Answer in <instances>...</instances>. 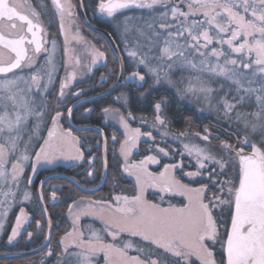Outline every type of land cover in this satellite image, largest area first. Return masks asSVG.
Returning <instances> with one entry per match:
<instances>
[{
	"label": "snow or ice",
	"instance_id": "snow-or-ice-1",
	"mask_svg": "<svg viewBox=\"0 0 264 264\" xmlns=\"http://www.w3.org/2000/svg\"><path fill=\"white\" fill-rule=\"evenodd\" d=\"M51 3L60 16L63 33V20L65 16L74 14V5L71 0H51ZM157 7L163 11L144 19L142 25H130L132 18H126L124 32L135 27L139 35L149 41V51L159 46L160 55L154 57L156 60L167 59L173 64L197 69L194 58L199 56L200 70L230 82V87L216 103H213L214 93L223 89V84L221 89H213L201 81L199 87L190 83L182 92L177 91L182 97L196 95L217 111L222 107L225 119H235L243 124V139L238 145L221 141L216 151L208 144L201 147L185 143L183 149L195 159L196 170L184 175L194 179L207 173L208 180L199 187H190L172 174L173 169L182 167V163L165 164L159 173H153L147 165L160 162L156 155L129 162L128 157L140 136L151 137L152 134L141 133L139 128L130 129L126 118L119 116L120 124L128 133L120 146L125 160L124 171L135 177V194L116 195L107 201H89L74 213L73 229L59 241L64 254L69 257L67 264H100L101 258L103 264H264V0H100L98 3L99 11L108 17L123 9L155 12ZM20 8H27L35 22L29 15L22 14ZM17 20L21 22L19 28ZM42 32L39 14L27 4V0L23 4L0 0V47L7 50V53L0 52V74L5 77L0 80V196L4 197L0 206L9 196H16L11 186H19L34 139L42 138L43 143L35 152L31 165L33 172L41 162L52 164L60 157L79 158L76 137L71 131L59 129L60 112L52 117L47 137L40 136L39 121L43 111L40 102L29 95L33 87L41 88L43 76L47 77L44 90L52 83L56 65L51 52L55 51L56 42L53 41L45 65L33 72L30 78L15 72L31 69L36 63L35 54L47 51L43 48ZM67 43L66 36L65 55L68 54ZM26 46H34L33 55L28 54ZM127 54L155 75L156 83L160 82L161 76L150 66L147 54L138 57L134 50H128ZM232 54H236L235 58ZM91 55V63L95 64L104 58L105 53L93 48ZM209 57H214L216 63H211ZM221 59L223 64L219 62ZM71 64L70 59L65 64L66 70ZM79 64L80 60L75 59V65ZM8 74H12L11 78ZM75 75L73 70L61 81V98ZM131 78L140 82L146 80V76L138 71L132 72ZM21 83L27 88L21 87ZM142 86L143 83L140 84ZM253 97L255 110L240 111ZM162 103L154 105L155 122L166 127L161 114ZM72 111V108L68 109L69 115ZM103 111L114 115L118 112L110 108ZM30 116L38 121L31 128L28 127ZM25 133L28 134L27 140H24ZM175 135L179 138L185 133ZM195 136L208 142L211 134L205 128L203 133L197 132ZM73 149L77 153L75 157ZM158 152L165 157L169 155L168 150L162 147H158ZM209 165H212L211 171H207ZM5 185L7 191H4ZM150 188L161 194L159 202L146 198L145 192ZM166 195L182 196L186 202L180 206L168 202L165 207ZM29 198L30 194L24 192L23 199ZM52 199H56L55 191ZM69 214L73 215L71 205ZM81 216L100 220L103 227L82 229L78 226ZM25 218L21 209L8 237L9 242L16 238ZM37 227H40L39 221ZM28 236L31 237L32 233L29 232ZM217 245L220 259L216 256ZM132 248L137 255L129 256L128 250ZM47 255L51 256L52 252Z\"/></svg>",
	"mask_w": 264,
	"mask_h": 264
},
{
	"label": "trees",
	"instance_id": "trees-1",
	"mask_svg": "<svg viewBox=\"0 0 264 264\" xmlns=\"http://www.w3.org/2000/svg\"><path fill=\"white\" fill-rule=\"evenodd\" d=\"M90 1L91 0H89V2ZM161 10L163 11V8L160 7H157L155 12L152 10L147 11L144 9L130 8L120 10V12L115 15H117L119 19L124 16H129L132 12L146 16V14H159ZM138 14L135 15L138 16ZM137 23L139 25L141 22ZM100 27L111 35L122 56L125 74L123 84L113 93L77 107L73 111L71 119L74 124L94 125L103 130L107 140L108 164V174L105 184L97 193L86 195L63 179H52L46 182L42 187L41 193L52 226V235L48 246L42 252L35 255L21 258L1 259L0 264H64L66 261L63 259L60 260L63 255V249L59 241L67 231L71 230V225L67 218V212L69 206L74 201L83 197L107 201L111 200V198L116 195L135 194V187L129 177L123 172L122 162L117 152L118 143L123 137L116 127L105 121L103 109L110 108L118 110V112L126 118L127 123L133 129L139 128L141 133L151 132L153 144H157L156 146L168 150L169 155L172 158L169 160L160 159L161 162L157 169L159 170L162 168L165 163H182V167L176 169L174 176L176 179L181 180L182 183L188 184L190 187H199L202 183H208L207 173L194 179L184 175L186 172L195 171L196 164L189 157L181 155L179 146L173 141H170L169 136L183 132L186 137L192 138L195 136V133H203L204 129L208 128L211 134L210 141H203L197 136L195 139L207 143L214 151L219 149L221 141H227L238 145L239 140L243 139L244 134L239 133V129L235 125H230L228 122L223 121L219 116L207 114L203 110L197 109V107L180 98L173 89L166 85L163 78H161L159 83H156L153 74L151 75L147 69H144V66H140L141 69L139 70L133 69L125 56L115 25L109 23L105 25L102 23L100 24ZM48 29L50 39L55 40L61 46L59 29L56 22L49 26ZM134 32H137L136 28L134 29ZM83 36L86 37V39L91 40V42L105 53V64L96 67L86 81L73 85L68 98L62 104H59L56 101L58 79L55 81V86L50 91L47 98L49 115L47 116L45 134L50 127L51 118L57 112L61 113L59 123L64 129H67L65 114L74 102L108 89L117 80L119 72L118 61L105 39L96 33H85ZM152 56L154 57V55ZM134 71H138L142 75H145V82H140L138 79H126V77L131 75ZM141 83H143L142 87H140ZM76 91H83L84 93L79 97H74L72 94ZM142 93L143 95H141ZM160 101H163L161 114L166 122V127L155 122L156 112L154 110V105ZM86 109L89 111H86ZM209 120L211 121L208 122ZM196 122H198V124H196ZM212 123H214V125ZM162 133H168V135H162ZM74 134L77 135L81 141L80 148L83 153L82 161L79 164L66 168L56 167L51 170L41 169L32 175L31 183H28L29 191L32 196V206L26 208L27 212L30 214V222L25 231H21L17 239L9 244L7 243V237L10 235L11 229L14 225L15 210L10 214L6 225L4 226L3 234L0 237V254L28 251L40 246L44 242L47 234V226L38 204L36 193L38 182L44 175L50 172H63L86 187H93L99 182L103 171L102 145L100 137L92 131H80L76 133L74 132ZM113 136L116 137L115 140H113ZM159 139H164V142H159ZM39 146L40 145L37 144L35 147L34 154L39 150ZM88 148H90L89 152L86 150ZM149 149H151V151H149ZM152 154H155V150L150 148L147 142L141 141L132 155V160L139 161L145 156ZM88 159H91L90 163L88 162ZM211 168L212 165H209L207 171H211ZM89 172L92 173L91 176L88 175ZM229 174H231V171H229ZM221 179H223V177H221ZM53 191L56 192L55 200L52 199ZM146 197L153 202H159V196L157 194L148 193ZM168 202L177 206L185 203L182 198L166 195L163 206L166 207ZM37 221H39L40 227H37ZM84 223L85 225L89 224L85 219L83 221V224ZM93 224L97 228H100V225L96 222ZM29 232L32 233L31 237L28 236ZM216 249L217 259H220V253L218 250L219 245L216 246ZM49 251L52 252L51 256L47 255Z\"/></svg>",
	"mask_w": 264,
	"mask_h": 264
},
{
	"label": "rangeland",
	"instance_id": "rangeland-1",
	"mask_svg": "<svg viewBox=\"0 0 264 264\" xmlns=\"http://www.w3.org/2000/svg\"><path fill=\"white\" fill-rule=\"evenodd\" d=\"M144 10L149 11L148 9H144ZM140 11H142V10H140ZM134 13L135 12H132V13H130L129 16H124V17H121L119 19L117 18L115 27H116V30L118 31L117 34H118V37H120L119 39L121 41L122 48L124 50L125 56H126V58L128 60V63L130 64V66L133 69L139 70V69H141L140 66H144V65H139L138 64V60L133 59L132 57H130L127 54L128 50L137 51L138 57L143 56L145 54H148V56L154 55V57H155V56L160 55V51H159V46L155 47V48H152L151 51H149V41L145 37L140 36L138 32H134V29H135L134 27H132L129 32H124V26H125L124 22H125L126 18H129V17L132 18L131 20H129V24L130 25H134V24L138 25L137 22H141L139 25H142L144 19H147L150 16L154 15V13L153 14H146V16L143 15V14L135 13V14H138V16H137ZM100 14L103 15L102 13H100ZM156 15H158V14H156ZM68 20H70V19H68ZM67 21H66V17H65L64 20H63V24H64V32L63 33L61 32V19L60 18L58 19V24L56 22L57 27L59 29L61 46L55 40L52 39L49 42V44L46 46V50L47 51L43 55L44 56L43 59L41 61H39L38 64L33 65V67L31 69L25 68L23 71L19 70L18 73H16V75H23V76H25L27 78H30V75L33 72H35L37 69H39V68H41V67H43L45 65V62H46V60H47V58L49 56V53L52 50L53 41L56 42V49H55L54 52H51L52 58H53V63L56 65V71L53 72V81H52V83H50L48 85L47 90H44L43 86H44L45 82L47 81V77L43 76V74H42L43 78L41 79V88L39 90H37L35 87H33L32 92L29 93V95L32 98H34L38 102H40L41 109L43 111L42 120L39 121V123H40V136L41 137H47V132L48 131L45 134V128L47 126V116L49 115V105L47 103V98H48V95H49L50 91L55 86V81L58 79V92L56 94V101L59 104H62L68 98V95H69L70 90L73 87V85H75L77 83H81L83 81H86L91 76L92 71L96 67H98L99 65L105 64V56H104L103 59L98 60L95 64L91 63V61H92V55H91L92 49L95 48V49L101 51L100 48L98 46H96L93 42H91V40H88V39L84 38L81 29L77 26L78 24L75 25L74 27H71L72 24H73V21H75V20L72 21V24H70V22L67 23ZM144 30L146 32H148L147 29H144ZM148 35H151V33L148 32ZM66 36H67V40H68V43H67L68 54L67 55H65V37ZM160 46H162V44ZM215 46L216 47H220L219 45H215ZM224 48L227 49V45H225ZM209 51H210V49H209ZM232 55H233V58H235L236 54H232ZM152 57H150V59H149V63L151 64L150 66L155 68L156 71L159 72L161 78H163V80L165 81L166 85L168 87H170L171 89H173L174 92L180 96V98L184 99L185 101L189 102L193 106L197 107V109L203 110L207 114H211V115L213 114V115L221 117L223 121L228 122L230 125H235L239 129V133L244 134L243 124L242 123H238L235 119H233L231 121L225 119L224 116H223L222 107H221L220 111H217L214 108L209 107V105L206 102H204L202 98L198 99L196 95L188 94L187 96L182 97V95L180 93H178V91H177L178 89L182 92L183 89H185L190 83L192 85H195L196 87H199L200 86V82L203 81L205 83H208L213 89H221V85L223 84V86H224L223 89H221L219 92H215L214 93L215 99L213 100V103H216V101H218L219 98L224 95V92L227 91L228 88L230 87V82L225 81L223 79V77L213 76V74L209 73L208 71L200 70L202 68V66L199 65V59H200L199 56H196L194 58V62L197 63V65H198L197 69H193V68H191L190 66H187V65H183L182 66L180 64H173L172 61H168L167 59H164L163 61H160V60H156L154 57L153 58ZM70 59L72 60V64L66 70L65 64ZM75 59H79L80 60V64L78 66L75 65ZM209 60L211 61V63H216V59L214 57H209ZM219 62L221 64H223V60L222 59ZM169 64H172V67H169ZM89 67H91V71H88ZM143 68L146 69L145 67H143ZM73 70L76 73L75 78L72 80V82L69 84V86L64 89V93L65 94L61 98L60 97V83L67 76V74L69 72H72ZM165 73H167V77L166 78H165ZM118 75H119V72H118ZM151 75H152V73H151ZM11 76L12 75H9V78H11ZM124 76H125V74H124ZM153 76L155 77V75H153ZM197 77H199V79H197ZM4 78L5 77H2V78H0V80H2ZM126 79L131 80L132 79L131 75H128L126 77ZM169 80L172 82L171 84H169V82H168ZM20 86L25 88V89L27 88V86L24 85L23 83H21ZM77 92H80L81 95H83V93H84L83 91H76L74 93H77ZM233 94H234V92H233ZM81 95H79V96H81ZM73 96L74 97H79V96H76V95H73ZM239 110L240 111H246V112H251V111L255 110V99H254V97L252 98L250 103H246ZM103 115H104L105 121L107 123L113 125L114 127H116L118 129V131L121 133L122 137H123L122 140L118 143L117 152H118V155H119V157L121 159V162H122L123 172L127 175V177H129V179L131 180V182L133 183V185L135 187V184H136L135 177L134 176H130L127 172L124 171L125 160H124V156L121 154V151H120V146L126 140L127 135H128V133L126 132L125 128L119 122V116H121V114L119 112H117V114H115V115L113 113H111V112L108 113V114H105L104 111H103ZM233 116H234V114H233ZM249 119H251V117H249ZM37 122L38 121H37L36 117L30 116L29 117L28 127L31 128L32 125L37 123ZM126 122H127V120H126ZM50 123H51L50 127H52V120H50ZM58 124H59V129L61 131H64L65 129L61 126L59 121H58ZM128 126H129L130 129H133L129 124H128ZM74 132L76 133V132H80V131H73V133ZM195 137L196 136H194L192 138L183 136V137L177 138V136L174 134L172 136H169V140L173 141L174 143H176V145L179 146L180 151L184 152L183 156L189 157L196 164L195 159L192 156H189L187 154V152H185L184 149H183V145L185 143H194V144H197V145H199L201 147H203L205 144H207V143H204L203 141H199V140L197 141V139H195ZM27 139H28V134L25 133L24 134V140H27ZM141 141L147 142L149 144V147L153 148L155 150V154H152V155H156L157 159L159 161H160V159H163V160L172 159L170 157V155L165 157V156H163V154L158 152V147L159 146H156L157 144H155V145L153 144L152 136L148 137V136L141 135L140 138L136 141V147L132 149V154L128 157V161L129 162H138V161H133L132 160V155L135 152V150L138 148V144ZM106 142H107V140H106ZM159 142L163 143L164 139H159ZM42 143H43V139L42 138L33 140V142L30 145V152H29L30 159H29V161L25 162V164H24V172H23V174H22V176L20 178L19 186H17L16 184H13L11 186L12 190L16 193V196L14 198L12 196H9L7 198L6 203L4 205L0 206V224H2V226H0V237L3 234L4 226L6 225L8 217L10 216V214H12L14 212V210H15L14 225H15V222H16V217L21 214V209L24 210V215L26 217L24 219L23 223H22V226H21V229H20L19 233L21 231H25V229L27 228V226H28V224L30 222V214L27 212V209H26V208H28V206L29 207L32 206V202H31L32 196H31V193H30L29 187H28L29 186L28 185L29 177L32 178V175L38 169H41L40 165L47 166L49 168H51V166L55 167V168L56 167L59 168V167H62V165H65L64 163L66 162L67 159H65L63 157H60V158L56 159L52 164H48V163L42 164V162L37 164L36 170L33 172L32 167H31L32 163L34 162V158L33 157L35 156V154L33 152H34V149L37 146V144L40 145ZM77 145H79V141L78 140H77ZM20 147H21V150H22L23 149V142L21 143ZM86 150H87V152H89L90 148H88ZM73 154H77L75 149H73ZM81 159H83V156H81ZM90 161H91V159H88L89 163H90ZM160 162L158 164H151V163L148 164L147 165L148 170L150 172H153V173H159L164 167L163 166L159 170L157 169V167L160 165ZM165 164H171V163H165ZM9 167H10V165H9ZM176 169H173V173H172L173 175H174V172L176 171ZM27 171H28V173H27ZM27 174H28V177H27ZM7 190H8V187H7V185H5L4 186V191H7ZM24 192H28L30 194V198L28 200H24L23 199ZM148 193H152V194H155V195L157 194L158 196L161 195V194H159L157 192L156 189H151V188L146 190L145 195L147 196ZM120 195H127V194H120ZM175 197H179V198L184 199V197L179 196V195H175ZM3 199H4V197L0 196V200H3ZM89 201H98V200L92 199V198L83 197V198L77 199L76 201H74L71 204L73 215L69 214V209H68V212H67V218H68V221L70 222L71 230L73 229L74 213L76 211L80 210V209H83L85 204L87 202H89ZM184 201H185V199H184ZM5 209H7V214L6 215H4ZM84 219L87 220L89 222V224H86V225H85V223L83 224ZM92 221H93V223L96 222L98 225H100V228L103 227V225H102L100 220H97V219H95L93 217H85V216H81L80 217L78 226L80 228H82V229H86L89 226L93 227L95 229H100V228H97L92 223ZM19 233H18V235H19ZM10 235H11V233H10ZM108 239H110V238H108ZM15 240H16V238L12 242H9V240H7V243L11 244ZM128 254H129V256L137 255V253H136L134 248L129 249L128 250ZM62 259L64 261H66L64 264H67V261L69 260V257H67L64 254V252H63L62 258L60 260H62ZM100 264H103L102 258L100 259Z\"/></svg>",
	"mask_w": 264,
	"mask_h": 264
},
{
	"label": "water",
	"instance_id": "water-1",
	"mask_svg": "<svg viewBox=\"0 0 264 264\" xmlns=\"http://www.w3.org/2000/svg\"><path fill=\"white\" fill-rule=\"evenodd\" d=\"M76 1H77L78 8H79L80 18H81L83 24L86 25L89 29H91L96 34H99L100 36H102L105 39V41L107 42V44L109 45V47L111 48L113 54L115 55V57L118 61L119 75L117 77L116 82L112 86H110L108 89H106L102 92L93 94L91 96L81 98L78 101L74 102L69 107V108H72L73 111L77 107H79L80 105H82L84 103H88L90 101L105 97V96L113 93L119 86H121L123 84V80H124V62H123L122 56L118 50V47H117L116 43L114 42V39L105 30L96 28V27L92 26L91 24H89V22L86 20L84 14H83V11L81 9L80 0H76ZM0 75H3V74H0ZM73 111H72V113H73ZM72 113H71V115H72ZM71 115H69L68 110H67L66 115H65V121H66V125L68 126V128L70 130H73V131H92V132H95L96 134H98V136L100 137L101 145H102V162H103V171H102L101 178L95 186L86 187V186L82 185L80 182H78L77 180H75L73 177H71V176H69L63 172H50V173L44 175L40 179V181L38 182V186H37V190H36L38 204L40 206V209L42 211V214L44 216L46 226H47V234H46V238H45L44 242L40 246H38L34 249H31V250H28V251L11 253V254L10 253L0 254V260L1 259L21 258V257L35 255V254L42 252L48 246L50 239H51V235H52V226H51L50 218H49L47 209L44 205L43 199H41L42 187L46 182H48L49 180H52V179H63V180L68 181L70 184H72L78 191H80L81 193L86 194V195H93V194L97 193L98 191H100L103 188V186L105 184V181L107 179V174H108L106 136H105L103 130L97 126L89 125V124L88 125L74 124L71 120Z\"/></svg>",
	"mask_w": 264,
	"mask_h": 264
},
{
	"label": "flooded vegetation",
	"instance_id": "flooded-vegetation-1",
	"mask_svg": "<svg viewBox=\"0 0 264 264\" xmlns=\"http://www.w3.org/2000/svg\"><path fill=\"white\" fill-rule=\"evenodd\" d=\"M10 2H16L17 4H23V3H25V0H10ZM99 2H100V0H91L90 2H89V0H80L81 9L83 11V14H84L86 20L89 22V24H91L92 26L99 28V29H102L100 27V24H102V23L105 25L107 23H109L111 25H115L116 19L118 18L117 15L114 14L115 16H113V17H108L104 13H102L103 15H101L100 14L101 12L98 9V3ZM71 3L74 5V9H73L74 14L72 16H65L66 21L68 19H70L67 21V23L70 22V24H72V21L75 20V21H73V24L71 27H74L75 25L78 24L77 26L81 29L83 35L85 33L86 34L95 33L91 29H89L86 25L83 24V22L80 18V13H79L77 1L71 0ZM27 4L31 5V7L34 8L35 11L39 14V23L43 29V32H42L43 48L46 49V46L52 40V39H50L48 28H49V26L53 25V23H55V22H57V24H58V19L60 18V16L57 13L55 7L52 5L51 0H27ZM19 11H21L22 14L29 15L30 18L34 19V22H35V18L31 17V13H30V11H28L27 8H20ZM16 23H17L18 28H19L21 22L17 20ZM26 27L27 26L25 24L24 25L25 30H26ZM5 34L7 35V33H5ZM28 35H29V38H31L30 34H28ZM9 38H12V37H9ZM84 38H86V37H84ZM26 47L28 48V54L33 55L34 54V52H33L34 46H26ZM0 52L7 53V50L0 47ZM45 53H46V51H41L40 53L35 54V60H36L35 64H38L39 61H41L43 59V57H44L43 55ZM18 71L19 70H15L16 73H18ZM9 75H12V74H8V76ZM2 77H4V76L0 75V78H2ZM210 121L211 120H209L208 122H210ZM196 124H198V122H196ZM212 124L214 125V123H212ZM65 130L71 131L72 136L76 137V139L79 141V145L76 144V149L79 150V158H75V159L72 157L68 158L66 160V162L64 163L65 165H62V167H64V168L79 164L82 161L81 156H83L82 150L80 148V142L81 141L78 138V136L75 135L73 133V130H70L69 128H67ZM246 151H250V149H246ZM76 155L77 154H73V157H75ZM42 164H45V162H42ZM40 167H41V169H45V170H50L53 168L52 166H51V168H49L47 166H42V165H40ZM41 169H38L37 171H39ZM17 237H16V239H17Z\"/></svg>",
	"mask_w": 264,
	"mask_h": 264
}]
</instances>
